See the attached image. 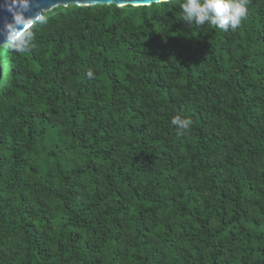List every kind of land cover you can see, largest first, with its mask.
<instances>
[{
    "label": "trees",
    "instance_id": "16d2710c",
    "mask_svg": "<svg viewBox=\"0 0 264 264\" xmlns=\"http://www.w3.org/2000/svg\"><path fill=\"white\" fill-rule=\"evenodd\" d=\"M0 67V264H264V0L57 6Z\"/></svg>",
    "mask_w": 264,
    "mask_h": 264
},
{
    "label": "water",
    "instance_id": "95a60500",
    "mask_svg": "<svg viewBox=\"0 0 264 264\" xmlns=\"http://www.w3.org/2000/svg\"><path fill=\"white\" fill-rule=\"evenodd\" d=\"M169 0H0V45L20 35L34 21L57 6H150ZM2 69L0 67V80Z\"/></svg>",
    "mask_w": 264,
    "mask_h": 264
}]
</instances>
